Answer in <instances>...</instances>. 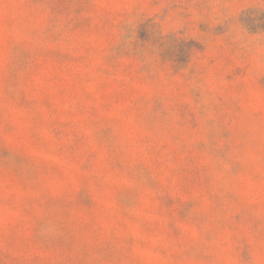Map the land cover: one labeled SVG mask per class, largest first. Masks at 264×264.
Here are the masks:
<instances>
[{"label": "rangeland", "instance_id": "rangeland-1", "mask_svg": "<svg viewBox=\"0 0 264 264\" xmlns=\"http://www.w3.org/2000/svg\"><path fill=\"white\" fill-rule=\"evenodd\" d=\"M0 264H264V0H0Z\"/></svg>", "mask_w": 264, "mask_h": 264}]
</instances>
